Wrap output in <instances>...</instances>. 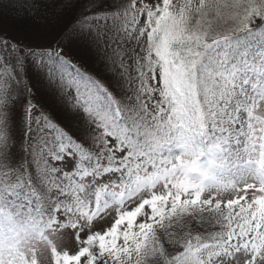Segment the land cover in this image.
Instances as JSON below:
<instances>
[{
  "label": "snow or ice",
  "instance_id": "snow-or-ice-1",
  "mask_svg": "<svg viewBox=\"0 0 264 264\" xmlns=\"http://www.w3.org/2000/svg\"><path fill=\"white\" fill-rule=\"evenodd\" d=\"M19 7L50 15L0 28V264H264V0Z\"/></svg>",
  "mask_w": 264,
  "mask_h": 264
},
{
  "label": "trees",
  "instance_id": "trees-1",
  "mask_svg": "<svg viewBox=\"0 0 264 264\" xmlns=\"http://www.w3.org/2000/svg\"><path fill=\"white\" fill-rule=\"evenodd\" d=\"M22 2L23 0H0V28L7 30L18 39L26 38L30 41L31 38H35L41 42L49 24V20L45 19V16L50 13L46 14L36 9H21L19 3ZM14 3L17 5L16 7L11 6ZM73 50L76 51L75 48Z\"/></svg>",
  "mask_w": 264,
  "mask_h": 264
},
{
  "label": "rangeland",
  "instance_id": "rangeland-1",
  "mask_svg": "<svg viewBox=\"0 0 264 264\" xmlns=\"http://www.w3.org/2000/svg\"><path fill=\"white\" fill-rule=\"evenodd\" d=\"M17 39H18V37H16ZM19 40H23V41H25V42H29L28 40H26V38H19ZM31 42H33V43H35V42H38V40L37 39H32L31 38V40H30Z\"/></svg>",
  "mask_w": 264,
  "mask_h": 264
}]
</instances>
